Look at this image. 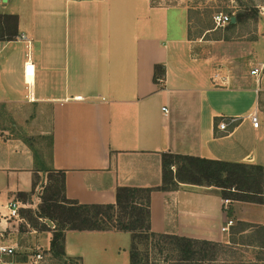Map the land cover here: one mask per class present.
<instances>
[{
  "label": "crops",
  "instance_id": "crops-1",
  "mask_svg": "<svg viewBox=\"0 0 264 264\" xmlns=\"http://www.w3.org/2000/svg\"><path fill=\"white\" fill-rule=\"evenodd\" d=\"M201 5L14 0L3 7L0 15H17L19 24L14 39H0V243L22 248L9 204L48 182L35 156L37 136L53 138L43 167L64 170L66 195L88 204L115 203L122 186H160L165 152L264 166V68L260 77L251 74L264 66V38L235 37L237 21L193 36L191 12ZM23 35L33 44L32 77L25 74ZM156 65L165 68L158 83ZM251 113L260 116L258 128ZM5 117L14 129L26 120L29 136L24 127L3 124ZM222 120L229 121L226 130L218 127ZM226 200L213 187L193 184L154 190L152 229L244 246L238 235L264 226V204ZM123 233L70 230L65 252L82 264H130V248L118 245ZM44 237L49 250L51 232Z\"/></svg>",
  "mask_w": 264,
  "mask_h": 264
},
{
  "label": "trees",
  "instance_id": "trees-1",
  "mask_svg": "<svg viewBox=\"0 0 264 264\" xmlns=\"http://www.w3.org/2000/svg\"><path fill=\"white\" fill-rule=\"evenodd\" d=\"M241 14L235 15L239 22ZM17 15H0V39L12 40L18 35ZM165 77L163 65L155 67V81ZM50 149L53 138L50 137ZM37 164L48 171V182L36 219L50 218L55 227L51 232L50 253L60 264H82L81 257L65 252L67 231H120L131 235L130 264H150L148 254L140 246L155 247L160 252L170 249L178 253L176 264H214L219 251L227 246L221 242L201 240L178 234L157 233L151 225V193L154 190L173 191L181 184L213 187L224 199L264 204V166L247 162H230L191 155L165 152L163 182L157 187L122 186L117 189L116 202L108 204L81 203L66 195V172L45 169L41 152L35 150ZM52 156V152H51ZM35 187L31 192H34ZM28 192H20L23 199ZM26 210L20 214L26 217ZM28 219L35 216L28 214ZM46 224V222H44ZM257 228L264 229V226ZM229 247V246H227ZM264 247V246H262Z\"/></svg>",
  "mask_w": 264,
  "mask_h": 264
},
{
  "label": "rangeland",
  "instance_id": "rangeland-1",
  "mask_svg": "<svg viewBox=\"0 0 264 264\" xmlns=\"http://www.w3.org/2000/svg\"><path fill=\"white\" fill-rule=\"evenodd\" d=\"M14 0H10L5 5L9 8L13 4ZM196 1V0H195ZM202 3L201 8L198 10H193L191 12L192 22V35H199L206 27L218 28V32L221 31L223 27H217L214 23L213 16L216 13L223 12L225 14L232 15L235 17L237 14H241L239 20V30L235 32V37L241 38L242 36H247L250 42L259 37L264 38V0H197ZM261 31L259 32V27ZM262 46V47H261ZM261 52L259 55H264V40L260 41ZM259 53V52H258ZM252 56V55H251ZM255 60L256 56H252ZM264 85V82H263ZM264 92H262L263 94ZM256 105V104H255ZM26 120H21V124L18 128V132L22 130L25 136H29L28 133L31 132L29 129V124L25 122ZM20 122V121H19ZM3 124L10 127L11 130L15 126H12L11 118L5 117L3 119ZM14 129V130H15ZM13 130V131H14ZM36 140L35 146L41 152V157L47 162L50 159V143L47 138L37 136L34 138ZM46 182L42 180L39 186L36 187L34 192H28L23 199H19L20 204L19 212L21 209H25L26 217L20 214V219L13 218L18 221V237L22 248H18L15 259H25L33 260L36 258L38 253L43 254L44 259H40V264H60V261L49 254V250H46L45 246V233L52 232V225L48 224V221H52L50 218H40L36 219L35 212L39 210L40 204L43 202V197L45 195ZM28 214L35 216V219L29 220ZM46 222V224L44 223ZM54 222V221H52ZM56 223V222H55ZM54 223V224H55ZM237 228L239 225H236ZM239 228V227H238ZM36 231V232H34ZM121 239L118 240V245L127 250L131 246V235L129 233H123ZM37 241L35 244V238ZM244 237V238H243ZM238 241L244 242L246 245H227L219 251L217 256V261L214 264H264V229L253 227L246 235H238ZM225 244L226 242H221ZM118 246V247H119ZM142 251L149 256L150 264H176L178 260V253L171 251L170 249H165L164 252H160L159 249L155 247L147 248V245L142 244L140 246ZM36 260V259H35Z\"/></svg>",
  "mask_w": 264,
  "mask_h": 264
},
{
  "label": "built area",
  "instance_id": "built-area-1",
  "mask_svg": "<svg viewBox=\"0 0 264 264\" xmlns=\"http://www.w3.org/2000/svg\"><path fill=\"white\" fill-rule=\"evenodd\" d=\"M8 2L5 0H0V11L3 9V7L5 6V4ZM213 20L214 23L216 24L217 27H223L228 25L231 21H232V16L229 14H225L223 12L220 13H216L213 16ZM21 39H23L25 41L26 44V57H27V61L25 63V74L27 77L29 76H34L35 75V64L32 61V40L30 38H28L27 36L23 35L21 36ZM264 66L262 67H256L254 69L251 70V74L255 75L257 77H260L261 72L263 71ZM164 110L166 111V108H164ZM250 119L253 123V126L258 128L260 125V116L258 115V113H251L250 114ZM236 119H231V121H235ZM229 125V121L226 120H222L218 127L222 130H226L227 127ZM230 200H226V202H229ZM9 209H10V216L13 218H19L20 219V212H19V206L17 204L16 200H13L10 202L9 204ZM21 220V219H20ZM233 224V221L230 220L228 221L226 226H223L222 230L223 231H228L229 230V226H231ZM51 225L52 227H55L54 222L51 221ZM17 251V246L15 245H10V244H6V243H0V257L6 256V257H11L14 256L16 254ZM36 262H38L40 259H43V256L41 253H38L36 255L35 258ZM4 264H14L13 261H4Z\"/></svg>",
  "mask_w": 264,
  "mask_h": 264
},
{
  "label": "water",
  "instance_id": "water-1",
  "mask_svg": "<svg viewBox=\"0 0 264 264\" xmlns=\"http://www.w3.org/2000/svg\"><path fill=\"white\" fill-rule=\"evenodd\" d=\"M5 1H7V0H5ZM232 22H233V23L236 22V18H235V17H233Z\"/></svg>",
  "mask_w": 264,
  "mask_h": 264
},
{
  "label": "bare ground",
  "instance_id": "bare-ground-1",
  "mask_svg": "<svg viewBox=\"0 0 264 264\" xmlns=\"http://www.w3.org/2000/svg\"><path fill=\"white\" fill-rule=\"evenodd\" d=\"M29 77H31V76H29Z\"/></svg>",
  "mask_w": 264,
  "mask_h": 264
}]
</instances>
